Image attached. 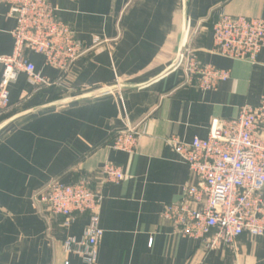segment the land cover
<instances>
[{
  "label": "crops",
  "instance_id": "0c3cea01",
  "mask_svg": "<svg viewBox=\"0 0 264 264\" xmlns=\"http://www.w3.org/2000/svg\"><path fill=\"white\" fill-rule=\"evenodd\" d=\"M50 2L87 51L65 78L41 55L29 54L35 71L56 83L35 90L21 73L9 85L11 109L0 118V264H85L65 252L62 241L79 239L87 217L67 227L60 216L46 220L35 194L52 179L70 183L90 176L100 186L107 162L124 178L101 186L103 234L95 264H264V236L242 234L234 249L207 250L160 218L189 180L187 165L167 139L205 138L213 120L231 119L264 95V50L254 62L220 56L211 51L210 30L220 13L264 19V0ZM7 10L0 1V58L13 52L15 21ZM184 26L183 44L204 64L228 71L214 89L181 86L180 72L169 69ZM95 39L107 42L94 45ZM120 84L100 96L46 106ZM140 121L132 152L111 148L117 131Z\"/></svg>",
  "mask_w": 264,
  "mask_h": 264
},
{
  "label": "built area",
  "instance_id": "2783aa9c",
  "mask_svg": "<svg viewBox=\"0 0 264 264\" xmlns=\"http://www.w3.org/2000/svg\"><path fill=\"white\" fill-rule=\"evenodd\" d=\"M12 17L13 52L0 58V118L10 109L9 85L21 73L37 90L55 84L35 71L29 54H39L44 64L65 78L76 61L86 53L72 26L61 19L50 0H0ZM77 1V0H72ZM211 51L233 60L254 62L264 50V19L218 14L211 22ZM107 42L95 39L94 45ZM173 70L180 72L181 86L205 91L228 78V71L204 64L185 42ZM141 132L133 126L117 132L111 148L132 152ZM168 144L187 165L189 180L182 197L165 204L160 218L180 236L201 240L207 250L226 245L234 249L242 234L264 236V95L257 105H244L235 117L213 120L205 138L190 142L172 136ZM102 184L93 186L90 176L65 183L52 179L35 194L41 216L62 217L69 226L86 216L87 224L79 239L62 241L65 252L80 256L85 264H95L103 231L99 208L101 186L124 178L120 167L107 162L100 168ZM151 245V242H150ZM186 264H194L188 261Z\"/></svg>",
  "mask_w": 264,
  "mask_h": 264
},
{
  "label": "water",
  "instance_id": "95a60500",
  "mask_svg": "<svg viewBox=\"0 0 264 264\" xmlns=\"http://www.w3.org/2000/svg\"><path fill=\"white\" fill-rule=\"evenodd\" d=\"M185 33H186V30H185V26L183 27V37H182V40H181V43H180V46L178 47L177 49V53H176V57L175 59L173 60L171 66L169 69H173L177 62H178V58H179V55L181 53V50H182V47H183V38L185 37ZM123 85H113V86H105V87H101V88H97V89H94V90H91V91H88V92H85L83 94H80L78 96H75V97H71V98H66V99H61V100H58V101H55V102H52L51 104L49 105H46V106H51V105H60V104H64L68 101H71L73 99H83V98H90V97H96V96H100V95H103V94H106V93H110L112 92L113 90H117V89H120L122 88Z\"/></svg>",
  "mask_w": 264,
  "mask_h": 264
},
{
  "label": "rangeland",
  "instance_id": "374dc122",
  "mask_svg": "<svg viewBox=\"0 0 264 264\" xmlns=\"http://www.w3.org/2000/svg\"><path fill=\"white\" fill-rule=\"evenodd\" d=\"M186 27H188L187 24H186ZM186 29H187V28H186ZM142 124H143V121H140V122H138L137 124H129V125H126V127H128V126H133V127L136 128V130H138L139 132H141ZM126 127H125V128H126ZM125 128H123V129H125ZM123 129H121V130H123ZM121 130H119V131H121ZM119 131H117V132H119ZM117 132H116V133H117ZM116 133H115V134H116ZM115 134H114V135H115Z\"/></svg>",
  "mask_w": 264,
  "mask_h": 264
}]
</instances>
